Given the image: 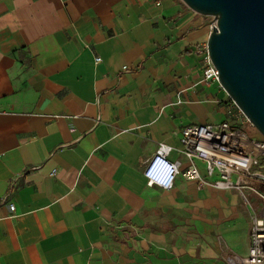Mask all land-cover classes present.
I'll list each match as a JSON object with an SVG mask.
<instances>
[{
    "label": "crops",
    "instance_id": "obj_1",
    "mask_svg": "<svg viewBox=\"0 0 264 264\" xmlns=\"http://www.w3.org/2000/svg\"><path fill=\"white\" fill-rule=\"evenodd\" d=\"M210 33L181 0H0V264L248 257L255 181L144 177L160 144L187 168L179 132L227 119L203 81Z\"/></svg>",
    "mask_w": 264,
    "mask_h": 264
},
{
    "label": "built area",
    "instance_id": "obj_2",
    "mask_svg": "<svg viewBox=\"0 0 264 264\" xmlns=\"http://www.w3.org/2000/svg\"><path fill=\"white\" fill-rule=\"evenodd\" d=\"M209 23L210 31L216 27L213 17ZM205 72L203 81L219 82V74L208 54L207 45L201 48ZM101 61L96 58V63ZM249 122L237 104L230 99L227 104V119L215 124H193L179 132L182 154L189 161L182 168L180 161H171L172 149L160 144L156 153L148 160L144 170L147 185L158 186L164 190L174 187L178 176L190 182H196L199 188L241 189L248 184L247 179L255 181L256 186L248 187L262 201V207L255 211L250 232L249 254L236 264H264V139L250 137L242 128ZM242 122V126L234 124ZM205 165L206 177L195 166L194 160ZM52 171V176L56 175ZM216 178L214 181L209 179ZM11 211L14 205L9 204ZM258 212V213H257Z\"/></svg>",
    "mask_w": 264,
    "mask_h": 264
},
{
    "label": "water",
    "instance_id": "obj_3",
    "mask_svg": "<svg viewBox=\"0 0 264 264\" xmlns=\"http://www.w3.org/2000/svg\"><path fill=\"white\" fill-rule=\"evenodd\" d=\"M216 19L207 42L219 82L264 138V0H181Z\"/></svg>",
    "mask_w": 264,
    "mask_h": 264
},
{
    "label": "rangeland",
    "instance_id": "obj_4",
    "mask_svg": "<svg viewBox=\"0 0 264 264\" xmlns=\"http://www.w3.org/2000/svg\"><path fill=\"white\" fill-rule=\"evenodd\" d=\"M203 21H205L206 23V27H207V32H211L210 29H209V23L211 22V18L209 17H205V16H201ZM227 94V93H226ZM227 99H229L230 97L228 96L227 94ZM244 125L242 126V122H236L234 124H237V125H240L242 126L243 130L252 138H257L258 140H263L264 138L262 137V135L255 129V127H253V125L250 123V122H245L244 120ZM246 193V197L248 195H251L248 197V201L252 204V208L255 210V211H259L262 207V201L256 196L254 195L251 191L249 190H246L245 191ZM244 207L246 208V211H250L249 207L244 204ZM258 213V212H257Z\"/></svg>",
    "mask_w": 264,
    "mask_h": 264
}]
</instances>
